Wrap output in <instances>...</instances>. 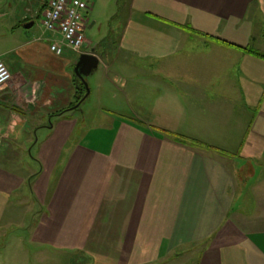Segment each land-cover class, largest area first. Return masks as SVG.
Masks as SVG:
<instances>
[{
  "label": "crops",
  "instance_id": "obj_1",
  "mask_svg": "<svg viewBox=\"0 0 264 264\" xmlns=\"http://www.w3.org/2000/svg\"><path fill=\"white\" fill-rule=\"evenodd\" d=\"M34 2L13 32L45 29L48 0ZM120 23L113 51L126 58L104 66L99 90L125 89L132 117L90 142L73 139L75 117L58 115L59 138L39 143L42 168L33 186L27 179L46 205L33 226L38 262L80 252L90 264H264V0H131ZM56 37L41 33V53L29 40L16 58L0 55L12 74L0 90L3 157L21 132L31 140L47 127L36 114L74 102L82 53L107 56L88 41L57 55ZM44 62L50 73L36 72ZM28 175L0 160V238Z\"/></svg>",
  "mask_w": 264,
  "mask_h": 264
},
{
  "label": "rangeland",
  "instance_id": "obj_2",
  "mask_svg": "<svg viewBox=\"0 0 264 264\" xmlns=\"http://www.w3.org/2000/svg\"><path fill=\"white\" fill-rule=\"evenodd\" d=\"M34 1L35 0H0V55H2V59L7 60L8 57H15L16 53L17 56H19V52L15 53L14 49L29 40L37 42V53H41L44 46L43 44H46L45 40L37 41L38 37L41 36V33L46 30H42L39 21L30 29L20 28L15 32L11 30V26L14 23L21 21L19 17L24 11L25 5L27 9L26 11L29 12V14H32V11L35 10ZM130 1L131 0H99L94 13H91L92 10L90 9L87 14L89 23H86L83 26L85 29V40L90 43L92 42L94 46H96V43L101 42L99 43L102 44V51L100 53L104 51L107 56H101L100 59H102V57L103 59L105 58L104 62L100 64L93 74L86 78L90 93L81 104V107L78 109H72L76 104L71 107V104L63 106L65 107L64 109L70 110L67 111L66 114L69 115V117H75L78 121L77 130H75L73 134V139L75 138V140L81 139L84 133H88L89 137L86 141H98L103 134L106 132L108 133L109 130H111L113 120L132 117L127 109L129 99L120 91L122 90L124 92L125 89L121 88L119 90L117 83L114 82L112 86L110 85L108 87V89L105 88L104 90H99V85L104 82V66L107 64H110L111 66V63H113L116 58L121 60L126 58L124 54L115 53L113 49L115 50V38L117 36L116 32L118 31V26L121 24L122 15L130 5ZM95 16L98 20L92 25L94 21L92 18ZM55 39L58 38L56 37ZM91 46L92 45H89V47ZM7 51L10 52L4 56V53ZM44 59L47 60V57L44 56ZM17 62H20V64L23 65L22 59L17 58ZM47 63L48 62H44L42 66L34 64L35 67H37L36 72L40 69V71H44L43 74L50 73L46 66ZM72 69L73 68L70 67V71H72ZM107 85L108 84L104 85V87ZM64 91L65 90H63V92ZM113 92H116L115 96L113 95ZM23 103L24 106H28L25 101ZM17 112L20 113V110ZM36 116L43 120L47 127L35 126L36 128L34 127V130H32V133L34 134L33 139H27L28 141L25 139L27 132H21L23 137L20 140L10 141L11 147L3 150L7 152L6 156L3 157L0 155L2 166L11 167L12 172H15L16 170L18 172L27 171L29 174L25 182L21 184V186L14 188L10 193L13 203L6 211L5 218L9 219L8 221H11L12 225L7 228V231H5L6 233L0 238V264H40L38 262L40 257L36 253L37 245L33 239L36 227L33 228V226L39 223L43 209L46 205L44 203L42 204L37 196L33 194L31 183L28 180L29 177L32 176L30 179H32L33 186L34 182L37 180L38 172L42 168L41 161H37L39 143L42 141L44 142L47 138H50L53 135L56 140L59 138V133L56 132L57 115L52 114L49 116L45 113L44 109V111L38 115L36 114ZM140 116L147 118L145 114L144 116ZM27 117L31 120L34 118V115ZM22 118L23 117H21V119ZM52 118L53 121L51 120ZM52 125H54V127H52ZM37 141L38 144H35ZM71 143L72 139L67 143V146ZM67 146L65 147V150ZM21 177L18 178L21 179ZM81 254L82 253L80 252L65 253L61 257L55 256V258H59L56 261L58 264H90L85 261L86 259L84 258V255Z\"/></svg>",
  "mask_w": 264,
  "mask_h": 264
},
{
  "label": "built area",
  "instance_id": "obj_3",
  "mask_svg": "<svg viewBox=\"0 0 264 264\" xmlns=\"http://www.w3.org/2000/svg\"><path fill=\"white\" fill-rule=\"evenodd\" d=\"M93 0H48L42 17V25L47 31L58 33V39H52L50 49L57 55H63L65 46L80 51L85 45L84 25L89 22L87 14ZM12 78L6 63L0 59V90Z\"/></svg>",
  "mask_w": 264,
  "mask_h": 264
},
{
  "label": "water",
  "instance_id": "obj_4",
  "mask_svg": "<svg viewBox=\"0 0 264 264\" xmlns=\"http://www.w3.org/2000/svg\"><path fill=\"white\" fill-rule=\"evenodd\" d=\"M33 22L25 24L26 27H31ZM100 57L91 52V53H82L75 66H74V75L80 79V81L84 84L86 88V94L81 98V100L72 107V109L79 107L80 104L89 96L90 88L86 81V78L93 74L99 67Z\"/></svg>",
  "mask_w": 264,
  "mask_h": 264
},
{
  "label": "trees",
  "instance_id": "obj_5",
  "mask_svg": "<svg viewBox=\"0 0 264 264\" xmlns=\"http://www.w3.org/2000/svg\"><path fill=\"white\" fill-rule=\"evenodd\" d=\"M189 28V30H191V31H193L194 29L192 28H190V27H188ZM195 32H193V33H195V34H198V33H200V32H198V31H196V30H194ZM223 40V39H222ZM224 42H226L225 40H223ZM228 43H230V42H228ZM230 44H232V43H230ZM253 53V52H252ZM75 82H76V85H77V87H78V89H77V92H76V98H75V100H74V102L73 103H71V105H70V107L72 106V105H75V104H77L80 100H81V98L85 95V93H86V88H85V86H84V84L79 80V79H77V78H75ZM68 111V109H62V110H60L59 111V113H56L55 115H59V116H63V115H65L66 114V112ZM164 131V130H163ZM164 132H166V133H168V134H172V133H170V132H168V131H164Z\"/></svg>",
  "mask_w": 264,
  "mask_h": 264
}]
</instances>
